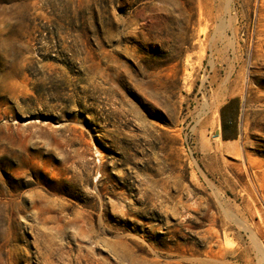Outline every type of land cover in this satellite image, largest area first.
<instances>
[{
  "label": "rangeland",
  "instance_id": "rangeland-1",
  "mask_svg": "<svg viewBox=\"0 0 264 264\" xmlns=\"http://www.w3.org/2000/svg\"><path fill=\"white\" fill-rule=\"evenodd\" d=\"M0 264H264V0H0Z\"/></svg>",
  "mask_w": 264,
  "mask_h": 264
},
{
  "label": "crops",
  "instance_id": "crops-1",
  "mask_svg": "<svg viewBox=\"0 0 264 264\" xmlns=\"http://www.w3.org/2000/svg\"><path fill=\"white\" fill-rule=\"evenodd\" d=\"M222 112V130L221 135L224 141H233L236 136L232 134L235 128L236 114L232 102H227L221 109Z\"/></svg>",
  "mask_w": 264,
  "mask_h": 264
},
{
  "label": "bare ground",
  "instance_id": "bare-ground-1",
  "mask_svg": "<svg viewBox=\"0 0 264 264\" xmlns=\"http://www.w3.org/2000/svg\"><path fill=\"white\" fill-rule=\"evenodd\" d=\"M201 23V22H200ZM242 171V170H241ZM250 176V175H249ZM195 178V177H194Z\"/></svg>",
  "mask_w": 264,
  "mask_h": 264
}]
</instances>
